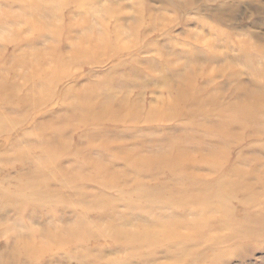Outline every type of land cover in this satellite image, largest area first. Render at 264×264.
Instances as JSON below:
<instances>
[{"label": "rangeland", "instance_id": "1", "mask_svg": "<svg viewBox=\"0 0 264 264\" xmlns=\"http://www.w3.org/2000/svg\"><path fill=\"white\" fill-rule=\"evenodd\" d=\"M195 1L199 9L181 12L176 7L153 0H111L103 1L102 7H98L96 13L89 14L81 11L76 3H69L65 10L67 17H64L62 24L81 26L77 28L78 34L65 32L55 37L50 33H46V36L31 33V36L37 38L34 48L22 43L19 46L9 43L7 38L12 35L11 30L2 31L5 39L0 40V76L6 74L9 84L7 89L14 84L19 85L21 90L14 95L8 94L7 98L0 94V118L7 122L0 129V259L10 253L12 240L10 235L2 234L4 227H15L17 231L27 234L29 230L40 231L44 228L58 233L74 226L76 218L86 214L80 204L82 200L85 201V197L75 194L78 185L88 188L89 193L105 192L120 198L113 207L117 218L115 223L132 232L138 225L153 219L154 215L185 214L184 207L167 208L166 200L181 199L186 204L194 192L203 193L216 182L225 180V175L231 169L237 168L249 171V175L250 171H259L256 173L260 177L253 173L249 178L255 182L256 192L231 197L228 209L211 214L198 230L191 231L185 227L182 230L183 238L171 241L167 246H144L137 250L121 248L107 234H100L88 240L85 247L73 248L72 258L62 251L57 256L52 254L55 256H45L39 261L29 262L22 259L18 264H176L178 256L174 248L183 249L187 246L194 247L191 256L196 259L195 264H264V118L257 122L258 132L254 129L253 133L248 127L239 128L231 137L234 139L224 145L221 132L219 135L216 132L224 123L220 113L217 115L213 111L219 105L231 106L238 99L231 95L235 84H226L223 78L217 77L215 81L207 82L208 84L200 78L196 80L197 85L219 94L221 98L217 105L206 103L201 111L199 103H196L186 110V115L171 120L147 119L152 111L165 108L174 99L175 95L164 85L165 79L169 82L178 80V77L189 71L188 62L194 60L199 68L210 70V73L221 65H228L236 69V77L243 82L251 79L252 72L241 59L242 50L264 52V0ZM186 2L176 0L177 4ZM139 4L144 6L145 28L153 25L148 28L147 33L146 30L143 34L142 31L138 32V38L142 40L138 46L133 45L132 36L111 35L116 48L106 49L90 59H80L77 63L59 69L60 78L52 86V97L34 106L39 101L33 96L31 84L27 83V77L32 72L31 66L15 64L11 69L8 68L9 59L21 54L22 50L19 52V48L23 46L25 59L30 58L27 55L40 51L44 65L54 66L52 61L56 54L53 55V52L66 57L67 52L72 49L74 42L68 36L73 35L75 40L87 30L98 32L105 27L112 34L117 33V30L114 31V18H101L105 15V9L119 8L122 17L130 19L137 14ZM53 5L52 1L44 3L49 9ZM150 7L157 14L152 20L147 10ZM69 12H73V15L69 16ZM219 12L223 14L217 19ZM20 26L22 25L15 23L12 28L17 29ZM23 34L27 38L29 33L26 30ZM153 44H157V49L148 50L147 47ZM191 51H194L193 54ZM168 60L172 64L170 67L167 66ZM263 64L264 60L260 59L257 67L262 68ZM42 74L46 76L47 73L43 71ZM81 91L88 97L98 96L102 107L111 106L112 103L113 109L118 105H122V109L110 112L99 121L95 118L84 120L83 116L88 111L85 108L80 111V115L74 116L68 122L70 107L81 105L79 97H76V93ZM21 100L25 101V107L17 105ZM128 107L134 112L131 113V118L127 117ZM192 114L195 118L190 117ZM118 115L121 120L114 122ZM35 126H38L37 131L34 130ZM60 131L65 133L59 135ZM52 137L55 148H59L65 141L68 143V153H73L71 157H63L64 169L78 168L79 163L87 156L96 161L104 159L112 163V167L118 171L119 174L115 171L113 173H116L118 185L125 190L114 188L115 185L110 183L77 184L73 179L74 173L64 175L58 173L54 167L45 166L44 150L50 145ZM185 139L187 150L195 156H200L202 150L205 153H222L221 167L218 170L205 165H198L200 167L193 170L196 178L193 186H190L189 180L179 181V177L168 170L145 177V174L136 175L133 169L125 165L123 158L129 153L133 161L137 158L159 156L174 152L175 145ZM105 142L108 147L102 149L100 144ZM18 149L23 150L22 161L7 158L12 151ZM37 168L42 170L43 176L33 185L35 190L41 192L39 195L31 192L29 200L31 203L43 205L44 195L53 194L55 198H63L64 203L60 206L63 210L59 211V219L49 210L36 212L32 208L25 213L26 217L17 215L12 211L15 210L13 205L7 201L8 197L16 195L18 186L29 180ZM165 186L167 190L162 189ZM51 187L52 192L49 191ZM92 199L90 197L88 200ZM142 205L144 207L139 211L138 207ZM188 206L193 207L192 212L183 216L190 220L199 219L200 207L196 203H188ZM98 216V212H92L86 219L93 226L108 229L109 219L100 222ZM212 237L222 240L214 242ZM84 250L89 251V256L81 262L78 254ZM149 257L152 258L151 261H147Z\"/></svg>", "mask_w": 264, "mask_h": 264}, {"label": "bare ground", "instance_id": "2", "mask_svg": "<svg viewBox=\"0 0 264 264\" xmlns=\"http://www.w3.org/2000/svg\"><path fill=\"white\" fill-rule=\"evenodd\" d=\"M39 1H42L43 3H40ZM47 1L54 2L52 8L49 9V7L44 6V3ZM103 1L107 2L111 0H0V40L5 39L2 31H7L8 29L12 32V35L7 38L9 43H16L17 46L22 43L28 47L34 48L37 44V38L31 36V33H38L40 36H46V33H50L55 37H59L65 32H70V34L77 32L76 34H78L77 28L79 26H76L75 24L64 26L65 24H62L64 17H67L65 10L67 9L68 4L76 3L75 5L81 11L89 14L93 12L96 13L97 8L102 7ZM153 1L176 7L181 12L199 9L195 0H186L187 2L185 4H177L176 0ZM7 8L9 9L7 10ZM143 10L144 6L139 4L137 14L130 19H124L119 8L115 7L105 9V15L101 18H114L116 21L114 31L117 30L115 31L117 33L112 34L109 30H107L108 28L105 27L98 32L87 30L84 35L77 37L75 40L73 35L68 36V39L71 42H74L72 49L67 52L68 55L66 57L59 56L56 52H53V55L56 54L52 61L54 66L44 65V59L40 51L27 55L28 57L30 56V58L25 59L26 53L22 46L19 48V52L22 50L21 54L19 56H13L9 59L8 68L11 69L15 64H29L32 68V72L27 77V83L31 84L35 100L39 101L35 103L34 106L43 103L44 100L46 102L49 100L48 98L52 97L51 92L53 84L60 78L58 77L59 69L66 68L70 64L77 63L80 59H90L93 55L100 54L106 49L116 48L115 44L111 40V35H116L117 37L123 35L132 36L131 41L133 42V45L138 46V43L142 41L138 38V32L142 31L143 34L146 30L147 33L148 28H151L153 25L150 24L148 25V28H145ZM147 10H149L148 15L151 20L157 17L156 12L152 11L151 7ZM68 14L71 16L73 15V12H69ZM222 14L223 12H219L216 18L220 19V15ZM55 22H60L61 24H55ZM15 23H19L22 26L17 29H13L12 26ZM82 23H84V20ZM25 28L29 33L27 38H25L23 34L26 31ZM149 48L155 50L157 49V44L149 45L147 49L149 50ZM193 52L194 51H191V54H193ZM241 59L244 65L252 72L251 79H246L243 82L239 81V78L236 77V69L229 67L228 65H221V67L211 71L210 73V70L199 68L200 66L195 64L194 60L188 62L190 63L189 71L178 77V80L176 79L174 82H169L165 79L164 85L172 95H175L174 99L167 103L165 108L157 110V112L156 110L152 111L147 118L148 121H165L174 119L181 115H186V110L196 105V103H199V107L202 108L201 111H203V107L206 103H215L217 105L221 98L219 94L210 92L209 90L197 85L196 80L197 78H200L206 82L205 84H208L207 82H213L215 81V78L221 77L225 80L224 82L226 84H235L236 87L231 91V95L238 99L237 102L231 106L219 105V108L216 111H213V113L217 115L220 113L224 123L216 129L218 135L219 132H221L223 144L226 145L230 140L234 139L231 137L235 135L236 130L239 128L248 127L254 133L257 122L264 118V67H257V62L260 61V59L264 60V52L252 53L251 51L249 52L248 49H243ZM210 60H212V58H210ZM167 66H172L169 60L167 62ZM43 71L47 73L46 76L42 74ZM42 75L45 76L44 79ZM8 85L6 74L3 73L0 76V94L5 98L8 97V94H16L20 89L19 85L14 84L7 89ZM204 86L208 87L207 85ZM76 94V97H79L80 99L81 105H72L70 107L67 117L68 122L74 116L80 115V111L85 108L88 109V111L86 112L87 115L83 116L84 120L87 118H95L99 121L106 117L110 112H118L122 109V105H118L117 108L113 109L112 103L111 106H100L101 99L98 96L88 97L86 93L82 91L77 92ZM17 105H20V107L26 106L24 100H21ZM128 108L129 115L127 117L131 118L133 116L131 113L134 112L131 107ZM209 113L213 114L212 111ZM190 117L195 118L193 114L190 115ZM120 120L121 118H119L118 115V118H115L114 122ZM6 124L7 122L0 118V129ZM38 126L34 127L35 131L38 130ZM43 130L46 131L47 129ZM256 131L258 132L259 130L256 129ZM64 133L65 131L58 132L59 135ZM53 139L54 137L51 138V141L49 142L50 145L46 150H44L46 157L45 166L48 168L54 167L57 169L58 173H62L64 175L71 172L74 173L73 179L77 182V184L84 182L97 185L110 183L115 185L113 186L114 188L119 190L121 189L122 191L125 190L118 185L119 183H117L118 178L116 173H113V171L117 173L118 171L112 167V163H109L104 159H101L102 161H96L90 156H87L81 161V163H79L80 166L78 168H71L69 170L64 169L62 166L63 157H71L73 156V153H68V143L65 141L60 144L59 148H55ZM186 142V139L178 142L179 145H175L176 150L174 152H166L160 154L159 156L150 158H137L134 161L130 159L132 155L129 153L126 158L123 159L125 160V165L130 169H133L136 175L141 176L145 174L146 177L147 175L162 173L165 172V170H168L171 174L174 173L178 176L179 178L177 179H180L179 181L185 179L183 182H188L187 180H189L190 186H193L196 180L193 170L200 167L198 165H205L211 169L218 170L221 167L222 153L220 151H208L205 153L204 150H202L200 156H195L187 150ZM105 146L108 147L107 142L100 144L102 149H104ZM7 158L20 162L24 159L23 150L18 149L12 151ZM37 169L38 170L29 180L18 186L15 193L16 195L8 197L7 201L13 205L15 210L12 211L17 215L26 217L27 215H25V213L32 208L36 212L40 210H49L55 218L59 219V211L63 210L60 208V206L64 203L62 200L63 198H55L53 197V194L44 195L45 203L43 205L31 203L29 200V195L32 194L31 192H34L36 195H39V192H41L35 190V186L33 185L34 183H38L43 176L42 170L40 168ZM86 171L89 173L86 174ZM248 172L249 171H243L237 168L231 169V171L225 175V180L216 182L214 185L208 187L203 193L200 192V194H197L194 192V194L187 200L186 204L181 199H167L166 202L164 201L167 208L175 209L176 207H184L183 212L185 214L172 213L173 216H169V214L154 215L153 219L146 221V224L138 225L132 232L115 223L117 218L116 211L113 207L116 205L117 200H120V198H115L105 192L89 193L88 188L83 187V185H78L76 188L77 192L75 194L85 197V201L82 200L80 204L83 205L86 214L78 216L75 220L76 224L74 226H70L58 233L52 231L51 229L44 228L40 231L29 230L27 234H23L20 232L21 230L17 231L15 227H4V229H2V234L10 235L12 240L10 253L6 255V257L0 259V264H18V262L22 259L29 262L39 261L45 256H57L58 253L62 251H64L68 257L72 258L74 254L73 248L78 246L85 247L88 240L100 234H103V236L107 234V236L113 240L114 244L121 248L130 247L137 250L144 246H167L171 241H178L183 238L182 230L185 229V227H188L191 231L198 230L204 225L207 218L211 214L220 210L224 211L228 209L231 197L238 194H252L256 192L257 187L255 186V182L249 178L253 173L260 177V174L256 173L259 171L257 169L250 171V175ZM66 180L69 181V178H66ZM262 181H264V178ZM162 189L167 190V186ZM49 191H53L52 187ZM161 196L162 195H160V197ZM90 197H93V199L88 200ZM127 197L129 196H126V198ZM188 203H196L200 207L199 219L190 220L185 217L187 213L190 215L193 208L189 207ZM128 204L132 206L129 201ZM143 207V205L138 207V210L140 211ZM92 212L99 213L98 221L100 222L104 219H109L110 222L108 229L103 230L100 229V227H96L88 223L86 219L87 215ZM211 239L214 242H218L219 238L212 237ZM174 249L176 250L175 252L178 256L176 264H195L194 261L196 259L191 256V252L194 250V247L187 246L183 249ZM88 256V250H84L78 254L81 262ZM188 258H190L189 261L185 262ZM150 259L152 258H147V261H151Z\"/></svg>", "mask_w": 264, "mask_h": 264}]
</instances>
